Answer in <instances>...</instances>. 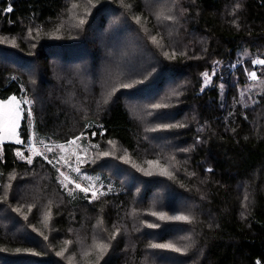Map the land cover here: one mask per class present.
I'll list each match as a JSON object with an SVG mask.
<instances>
[{
	"label": "trees",
	"instance_id": "1",
	"mask_svg": "<svg viewBox=\"0 0 264 264\" xmlns=\"http://www.w3.org/2000/svg\"><path fill=\"white\" fill-rule=\"evenodd\" d=\"M239 2L233 16L237 0H124L130 9L121 0H0V99L15 94L35 101L32 118L22 105V139L35 131L37 140L65 143L83 132L114 152L83 167L101 172L104 191L117 186L98 201L89 203L83 193L72 200L59 189L51 165L40 157L27 165L16 158V144L4 143L0 196L9 175L16 176L7 201H0V264H87L82 249L92 248L94 239L108 242L113 225L122 231L99 264H264V96L259 87L250 89L254 82L245 72L264 80V67L251 64L256 56L264 59V0ZM9 4L13 11L5 13ZM167 9L176 20L158 21L155 13ZM116 31L119 38L108 47ZM151 36L162 37L163 47ZM205 71L212 76L206 86ZM13 75L18 79L10 81ZM125 150L128 163L119 159ZM156 159L171 165L174 179L132 166L147 169L145 161ZM28 204L35 205L31 212ZM21 205L19 213L12 211ZM151 211H190L196 220L159 221ZM65 240L72 244L59 257ZM150 243L188 247L176 252ZM95 255L93 249L87 260Z\"/></svg>",
	"mask_w": 264,
	"mask_h": 264
},
{
	"label": "snow or ice",
	"instance_id": "2",
	"mask_svg": "<svg viewBox=\"0 0 264 264\" xmlns=\"http://www.w3.org/2000/svg\"><path fill=\"white\" fill-rule=\"evenodd\" d=\"M89 4H92V0H88ZM95 5L93 4V7ZM121 6L125 7L126 9H130L132 6L130 4H125L124 0H121ZM242 8V4L237 0V3L233 6L232 11L230 15L235 16L237 11ZM5 13L12 12L13 8L11 4L3 10ZM171 9L167 10H161L155 13V18L159 21L161 19L167 20V21H175L176 17L171 15ZM135 21L137 24L141 23V17L139 15L134 17ZM11 22V21H10ZM79 23L83 25L85 23L84 19H80ZM233 25L236 26L237 30L240 29V25L237 22V19H233L232 21ZM39 28L36 29L37 35L39 34ZM29 33L32 32V29H28ZM171 35V33H169ZM152 43L154 45H157L158 47H163L162 44V37L161 40H158L157 36H151L150 37ZM0 42H4L2 39H0ZM12 46L15 47L17 46L15 43V40L12 41ZM35 47V45H33ZM206 51V49H205ZM164 55L168 57L169 59H174L176 53L173 52L172 56H169L168 52H165ZM183 55V53H182ZM243 55L247 56L249 55L248 50L243 51ZM220 61H214L213 64L217 65L219 64ZM239 63V61H237ZM251 64L254 66H261L264 67V59L260 58V56H256L254 59L251 60ZM234 67V65H233ZM245 72L247 73V77L249 80L253 81V86L254 87H259L260 88V94L264 96V80H261L257 76L256 71H249L248 69H245ZM216 74L215 67L213 68L212 71V76ZM204 78V85L206 86L212 79V76L209 75L207 71L203 72L201 74ZM18 79L16 76H10L9 80L14 81ZM35 83V81H32ZM140 83H143V81H140ZM120 87L122 88H130L132 85L130 84H121ZM221 90L225 88V85L222 83L219 86ZM23 91V86L21 88ZM203 90V89H202ZM116 89L113 88L111 92L108 93L107 98L105 99V103L108 102V99L115 93ZM241 97H243L244 93H240ZM35 101L30 98L26 97H21L17 98L15 94L8 96L7 98H2L0 99V145L3 144L5 139L14 141L15 144L17 145H22L25 146V150H21L17 148L15 150V156L18 160L25 162L27 165H33L34 159L37 157H40L43 161H46L47 164L51 165L53 169H55L56 172V183L59 186V189L63 191L69 198L72 200H75L77 195L79 193H83V198L88 200L89 203L92 201H98L102 197L106 196L109 192L112 191L111 185L108 186L107 191H104V185L100 183V178L98 176L93 177L89 176L86 173L82 172V166L87 164V163H92L95 164L98 159L102 157H108V156H113L114 152L112 150H102L100 145L98 144H92L89 146H83L81 141L84 136V133L81 132L79 136H75L71 139H68L65 143H57V142H52V143H45V139H50V138H45V139H36V132L33 131V133L29 136H27L26 139H22L18 129L20 128V122L22 119V113L25 112V108L22 107V105H27V116L29 118L33 117V105ZM253 103H256V101H253ZM168 105L167 104H154L152 105L153 108L155 109H160V108H166ZM244 107H247V105H244ZM229 115H232V113H229ZM247 119V116L244 117ZM29 126L32 127V119H29ZM91 125H85V127H90ZM100 128H103L102 125L98 126ZM159 129H171L174 127H184L183 124H160L156 126ZM152 131H155L156 129H151ZM198 131H202V129H198ZM233 132H235V129H232ZM103 132H101V135ZM92 135H95V133H92ZM203 141L200 140L199 137H197L196 143H202ZM109 145H112L113 147L114 142L109 140L108 141ZM42 146V147H41ZM192 147H195L193 145ZM192 147L190 148H185L181 149L183 152H189L192 150ZM94 149V155L89 158L88 153L89 149ZM27 152V155L25 154ZM49 153L52 154V156H49ZM3 155L2 151H0V162L3 161ZM119 159L124 160L125 163L130 162V157L127 155V151L125 150V155L120 156ZM171 160L175 161V157H171ZM145 163L148 165V168L145 169L143 167H140L136 164H133L132 166L134 168H137L138 171H141L144 173L146 176H152L153 169H158V172L156 174L161 175V176H167L170 179H174V172L170 170L171 165H165L161 164L159 159L156 160H146ZM206 172H212L213 169L211 167L205 169ZM189 176H195L196 173H186ZM0 176H3V173L0 172ZM15 172L13 171L12 174L9 175L8 180L9 183H6L3 185V188L5 190L4 195L0 196V201L6 202L8 199L7 192L8 190L12 187L11 181L15 179ZM90 194V195H89ZM202 199L204 198L203 196L201 197ZM245 201L248 200L247 194L244 197ZM51 201H49V207L44 213V220L47 223L52 219V212H51ZM246 206V205H245ZM21 205L20 207H15L12 209V211L19 213L21 211ZM35 207L34 204H28L27 205V210L28 212H31L32 209ZM103 211V209H101ZM150 215L156 217L157 220L159 221H181V222H186V223H194L196 220V217L192 212H178L175 214H169L168 212L165 211H151ZM242 216L244 213L241 214ZM24 219L27 220L28 217L25 215ZM98 223H102V220H98ZM149 228H158L160 225L157 223H148L147 225ZM71 231V230H70ZM121 229L117 227L116 225H113V233L109 237L108 242L104 241H96L95 239L93 240V245L92 248L89 249H82L81 255L85 260L87 261V264H99L100 260H102L105 256V254L108 252L110 246H111V240H115L116 236L121 233ZM44 239L47 240L48 237L44 236ZM80 242V241H78ZM64 247L56 252V255L59 257H64L65 253L68 251V246L72 244L71 240H65L64 242ZM149 248L152 249H170L176 252H186L187 247L185 246L184 248L178 247L177 245L173 243H150L148 245ZM95 249L96 255H95V260H87L88 257L92 255V250ZM0 251H4V249H0ZM14 252L19 254V253H31L32 255H39V253L34 252L32 249L28 248H15ZM74 258L70 257L69 259L71 260ZM105 264H108L106 261ZM257 264H260V261H257Z\"/></svg>",
	"mask_w": 264,
	"mask_h": 264
},
{
	"label": "rangeland",
	"instance_id": "3",
	"mask_svg": "<svg viewBox=\"0 0 264 264\" xmlns=\"http://www.w3.org/2000/svg\"><path fill=\"white\" fill-rule=\"evenodd\" d=\"M130 30H132L131 28H130ZM113 37L108 41V47H113V45L115 44V41L117 40V38H119L118 37V31H116V32H114L113 34ZM113 55V54H112ZM114 56V55H113ZM115 57V56H114ZM250 89L251 90H253V89H255V87H253V86H250ZM258 89H256V91H257ZM254 94H255V91H254ZM17 98L19 99L20 97H18L17 96ZM21 123V122H20ZM18 131H19V133H20V129H18ZM21 135V134H20ZM4 143H13V144H15V142L14 141H11V140H8V139H5L4 140V142H3V144ZM45 143H49V142H45ZM81 143H82V145L83 146H89V145H92V143L85 137V136H83V138H82V141H81ZM3 144L2 145H0V151H2V155H3V149H2V146H3ZM17 145V144H16ZM18 146V148L19 149H21V150H25V146H22V145H17ZM42 147V146H41ZM90 151H91V148L89 149V153H88V156L90 155ZM49 156L51 157L52 156V154L51 153H49ZM82 172L83 173H86L87 175H89V176H93V177H96V176H98L99 178H100V183H102L104 186H106L107 184L103 181V175L101 174V172H99V171H97V170H91V169H87V168H85V167H83L82 166ZM112 190L113 191H116L117 190V186H112Z\"/></svg>",
	"mask_w": 264,
	"mask_h": 264
}]
</instances>
